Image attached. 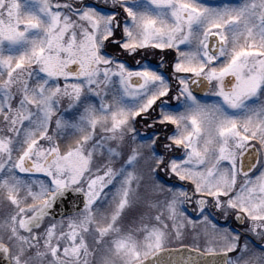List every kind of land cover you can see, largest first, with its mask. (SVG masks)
<instances>
[{"label":"snow or ice","instance_id":"1","mask_svg":"<svg viewBox=\"0 0 264 264\" xmlns=\"http://www.w3.org/2000/svg\"><path fill=\"white\" fill-rule=\"evenodd\" d=\"M0 264H264V0H0Z\"/></svg>","mask_w":264,"mask_h":264}]
</instances>
